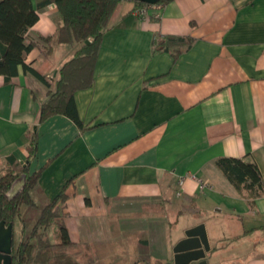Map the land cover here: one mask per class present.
<instances>
[{
	"label": "crops",
	"instance_id": "1",
	"mask_svg": "<svg viewBox=\"0 0 264 264\" xmlns=\"http://www.w3.org/2000/svg\"><path fill=\"white\" fill-rule=\"evenodd\" d=\"M135 9L118 1L94 83L75 93L81 126L64 114L40 121L49 88L22 66L9 81L0 74V169L13 157L41 171L40 195L65 192L74 241L128 246L132 258L147 242L154 260L174 263V245L204 223L209 264H264V195L251 202L216 164L247 158L264 177V0H174L147 18ZM37 12L29 34L55 33L57 6ZM167 35L194 43L177 58L154 53ZM74 53L34 48L25 62L54 81Z\"/></svg>",
	"mask_w": 264,
	"mask_h": 264
},
{
	"label": "trees",
	"instance_id": "2",
	"mask_svg": "<svg viewBox=\"0 0 264 264\" xmlns=\"http://www.w3.org/2000/svg\"><path fill=\"white\" fill-rule=\"evenodd\" d=\"M119 0H42L34 5L33 0H0V74L9 81L18 74L19 67L41 79L49 88V97L41 104L40 121L64 114L78 125L75 93L94 83V72L104 34L110 30V20ZM174 0H160L165 6ZM54 3L61 23L55 33L34 38L30 28L38 21L37 10ZM149 3L136 1V9ZM194 39L188 35L156 36L153 52L169 51L174 58L189 50ZM58 44L75 48L74 55L58 69L54 81L25 62L26 55L34 48L49 57ZM37 150V132L30 134L29 157ZM11 166L0 169V222L15 226L21 223L20 239L12 248V264H114L107 259L115 255L104 245L77 242L70 237L65 218L67 194L62 192L53 199L40 195L39 177L41 171L30 172L29 164L24 166L12 157ZM217 166L231 183L245 197L254 202L264 195V177L257 163L247 158L220 157ZM26 182L19 194L8 197L13 183L22 175ZM252 204V203H251ZM55 229L52 240L50 229ZM125 264H174L172 260H154L147 242ZM114 257V256H113ZM131 259V260H130ZM107 260V261H106ZM118 262V261H116Z\"/></svg>",
	"mask_w": 264,
	"mask_h": 264
},
{
	"label": "water",
	"instance_id": "3",
	"mask_svg": "<svg viewBox=\"0 0 264 264\" xmlns=\"http://www.w3.org/2000/svg\"><path fill=\"white\" fill-rule=\"evenodd\" d=\"M149 4H156L160 0H134ZM26 182V175L16 180L7 195L16 197ZM14 241L13 224L5 225L0 222V264H12V248ZM211 250L206 225L198 224L186 230L185 237L173 247L174 264H209L207 253Z\"/></svg>",
	"mask_w": 264,
	"mask_h": 264
},
{
	"label": "rangeland",
	"instance_id": "4",
	"mask_svg": "<svg viewBox=\"0 0 264 264\" xmlns=\"http://www.w3.org/2000/svg\"><path fill=\"white\" fill-rule=\"evenodd\" d=\"M16 224L17 225L15 226V234L14 235H15V242L18 243L19 239H20V227L19 226H21V223L18 221ZM49 232H50V236H51L52 240H55V238H56L55 229L52 228L49 230ZM125 244H126V242H125ZM107 245H109V244L105 245L106 249L108 251L111 252V250H109V249H113L115 252V255H110V257H107V259L113 261L114 264H125L129 260V258L133 259L132 257H134V255H132L133 253H131V250H130V248H128V246L123 245V248L121 247V249L126 251V253L123 252L124 254H122L121 252H117V250H115L114 248H110V246L108 247ZM127 250H129V251H127ZM131 255H132V257H130ZM116 261H118V262H116Z\"/></svg>",
	"mask_w": 264,
	"mask_h": 264
},
{
	"label": "built area",
	"instance_id": "5",
	"mask_svg": "<svg viewBox=\"0 0 264 264\" xmlns=\"http://www.w3.org/2000/svg\"><path fill=\"white\" fill-rule=\"evenodd\" d=\"M156 7H160V6L157 4H148L147 6L143 8L135 9V13L137 16L141 18H147L150 16V10L155 9ZM156 15L158 16L159 14L157 13ZM180 184L181 185L183 184V180H181Z\"/></svg>",
	"mask_w": 264,
	"mask_h": 264
},
{
	"label": "flooded vegetation",
	"instance_id": "6",
	"mask_svg": "<svg viewBox=\"0 0 264 264\" xmlns=\"http://www.w3.org/2000/svg\"><path fill=\"white\" fill-rule=\"evenodd\" d=\"M7 226V225H6Z\"/></svg>",
	"mask_w": 264,
	"mask_h": 264
}]
</instances>
